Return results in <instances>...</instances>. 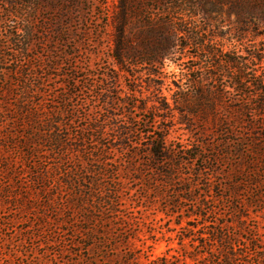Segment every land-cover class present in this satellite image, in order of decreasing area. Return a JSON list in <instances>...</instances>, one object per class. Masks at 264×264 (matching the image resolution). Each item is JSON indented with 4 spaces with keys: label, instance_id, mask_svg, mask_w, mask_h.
<instances>
[{
    "label": "trees",
    "instance_id": "trees-1",
    "mask_svg": "<svg viewBox=\"0 0 264 264\" xmlns=\"http://www.w3.org/2000/svg\"><path fill=\"white\" fill-rule=\"evenodd\" d=\"M11 2L16 10L13 13L18 15H9V17L19 19L21 16L19 10L23 6V1L11 0ZM206 3L207 0L200 1L202 9ZM119 5L118 15L112 17L106 15V19L104 18L105 28L109 26L113 28L111 58L117 69L107 81L109 86L96 93L94 102L97 104L92 113L87 115L83 113L82 108L70 113L65 108L59 109L47 103L46 79L58 71L60 60L57 58L53 59L45 69L42 66H32L27 77L19 81L20 90L8 82L4 69L0 71V75L3 76L0 88V142L5 141V146L0 145V153L10 156L2 161L8 165V168L1 167L0 163V176L13 173L17 179V188L26 191L25 194H15L11 197L17 201L30 202L33 199L38 201L39 207L31 205L30 209H26V205L22 203L19 204L21 212L35 210L40 214L41 208L55 215L51 218L46 214H40V231L50 227V232L64 239V242L69 232L72 233L73 238L78 235L76 238H80L83 244L72 240L70 242L74 246L82 247L86 254L79 255L81 264H188L187 260H191L194 264H261L260 261L263 262L264 258H259L256 252L253 255L240 254L245 245L239 237L227 231L228 225L219 226L216 231L217 236L205 234V239L197 243L192 256L181 255L182 257L160 258L156 261H150L146 257V262H143L134 237L130 234L132 228L128 227L126 222L128 218L121 215L118 219L114 216L118 219L115 220L113 215L110 216L111 213L116 212L115 206L119 204L117 199L122 197L124 185L132 180L138 184L139 191L149 196L145 198L146 203H160L165 207L170 205L176 211H173V214L183 217L186 210L183 204L189 202L193 213L190 217L195 216L197 220L204 221L208 214L198 215L197 212L203 208V205L194 194V187H199L200 178L209 177L206 178L207 189L204 197L207 202L208 199L215 201L211 189L212 177L208 174L204 175L213 169L198 167L200 164H209L212 159L204 156L205 144L199 143L190 148L169 144L168 136L172 126L170 124L174 122L176 113H180L183 117L179 120L181 125L192 126V119L188 120L185 116L187 114L201 127L207 125L217 127L222 112L223 118L228 116V112L230 115L236 114L234 119L239 121L245 114L250 113L255 116L258 109L262 117L264 109V100L261 99L255 106L256 112L253 113L248 107L251 99H246V96L235 100L238 106L228 107L220 88L214 97L211 96V92L209 96L205 95V91L198 88L201 84L200 78L191 76V73L188 76L186 74L187 80L183 82L185 76L182 74L185 69H182V61L186 58H199L188 54L194 45L198 50L203 49L213 62L212 66L206 67L209 71L213 70V73H210L213 83H220L227 78L231 81L229 86L232 89L242 91L239 89L241 84L247 82L243 58H231L230 52L223 50L222 43H217V40L223 42L228 40L227 32L215 33L218 31V27L215 26V22H218L217 17L166 15L160 20L154 15L143 18V15H129L126 0H120ZM201 20L206 23L205 26L207 25L206 29L203 27L204 30L200 25ZM133 21L143 24L135 37L131 36L132 32H130ZM199 30L207 35L206 41L202 39L206 37L201 35V32H194ZM15 36L6 35V38L13 40L20 47V53L29 52L34 36L31 28L21 36L17 35L23 37V40H18ZM217 44L221 45L220 48ZM2 49L0 41V64L4 63ZM167 62H173L178 66L182 71L179 75L184 78L179 76L178 80L172 81L170 86L174 85L177 88L171 95L172 98L163 96L164 84L161 89L156 87V90L145 98L149 99L150 95H153V102H162L160 107L155 103L148 107V100H145L147 102L142 107H137L136 99L146 95L137 91L133 85L130 86L129 92L122 93L123 95H115L113 92L118 87L120 75L136 82V69L139 67L161 71ZM201 70L202 67H193L188 71L197 74ZM229 71L235 72L236 77H228ZM74 72L79 71L74 70ZM14 74L17 75L18 72ZM148 75L153 77V80L161 76L160 73L156 71L153 73L150 70ZM262 84L257 83L253 86L260 91L263 90ZM226 88L224 86V90ZM168 89L169 92H173L170 87ZM14 90L20 94L14 93ZM191 90L195 91V96L188 94ZM178 92L180 96L177 95ZM182 101L184 108L180 107ZM102 107L105 108L104 112ZM138 108L144 114L149 110L152 112L151 117L144 121L147 128L145 131L140 129V123L137 121L139 118L135 109ZM117 109H120L121 114L115 113ZM158 111L165 112L167 116L158 115ZM74 118L88 120V123L81 129L80 135L71 136L69 131L74 125ZM165 122L167 124L162 125ZM5 130L7 133L4 132ZM116 154L126 157V160L113 162L115 164L113 167L109 157ZM214 160L218 162L217 158ZM193 166L198 168L197 181L182 173L185 168L190 169ZM29 173L33 174L31 179L33 188L25 187L21 180V177ZM254 173L258 174V171L254 170ZM234 174L239 173L234 172ZM239 184L241 186L244 182ZM249 184L255 188L260 187L258 181L249 180ZM217 185L223 192L229 193L234 190L235 184L228 183L225 187L222 183ZM171 191L172 195H169ZM184 195L188 197L184 198ZM40 196L45 198L40 200ZM229 199L233 197L229 196ZM258 199L259 197L255 198ZM169 201L173 203L169 204ZM216 212L215 209L210 211L215 215ZM192 242L195 243V239H192Z\"/></svg>",
    "mask_w": 264,
    "mask_h": 264
},
{
    "label": "rangeland",
    "instance_id": "rangeland-1",
    "mask_svg": "<svg viewBox=\"0 0 264 264\" xmlns=\"http://www.w3.org/2000/svg\"><path fill=\"white\" fill-rule=\"evenodd\" d=\"M22 1L23 6L19 10L21 16L15 19L9 17V15H18L13 13L16 11L11 5L13 2L0 0V41L4 56L0 71L4 69L9 79L8 82L20 90L19 81L27 77L32 66H42L45 69L53 59L57 58L60 60L58 71L46 79L48 89H46L45 99L47 103L59 109L65 108L70 113L78 108H82L83 113L87 115L92 113L97 104L94 102L96 93L109 86L107 81L117 69L111 58L113 28L111 26L105 28V16L112 17L119 14L120 0ZM200 1L126 0L129 15H143V18L154 15L160 20H163L166 15L217 17L218 22H215V26L218 27V31L215 33L220 31L228 33L227 41L217 40V43H222L223 50L229 51L231 58H243L244 68L247 71V82L241 84L239 89L242 91L232 89L229 86L231 81L227 78L220 83H213L210 78L213 70L209 71L206 68L212 66L213 62L203 49L198 50L195 45L190 48L188 54L199 58H186L182 61V69L186 72L182 74L185 76L183 82L187 80L186 74L188 76L191 73V76L200 78L201 84L198 88H202L205 95L209 96L211 92V96L214 97L220 88L228 107L238 106L235 100L246 96V99H251L248 107L254 113L256 112L255 106L261 99L264 100V0H207L208 3L203 9ZM197 18L200 20V16ZM109 21L111 22V18ZM204 24L206 23L201 20L200 25L203 30L207 28ZM141 25H143L142 22L133 21L130 27L131 36L135 37L134 35L139 34ZM30 28L34 36L29 52L20 53V47L13 40H8L6 35L12 34L13 37L16 35V39L23 40V37L17 35L21 36ZM209 30L214 32L213 29L209 28ZM194 32H201V35L205 33L200 30ZM204 37L206 38L202 39L206 41L207 35ZM182 44L184 45V42ZM220 46L217 47L220 48ZM193 67H202L203 70L197 74L189 72L188 70ZM74 70L79 72H74ZM149 70L153 73L155 71L160 73V78L153 80V77L148 75ZM17 72L18 74L15 75L14 73ZM136 72V82L120 75L118 87L113 92L115 95H123L122 93L129 92L131 85L135 86L137 91L146 95L136 99L139 108L147 102L145 100H148V107H151L153 103L160 107L162 102H153V95H150L149 99L145 98L156 90V87L161 89L162 84H164L163 96L172 98L171 95L177 90L174 85L170 86L172 81L178 80L179 76L184 78L179 75L182 72L181 69L173 62H167L161 71L139 67ZM234 73L229 71L228 77H236ZM2 79L3 76L0 75V88ZM257 83H263L261 92L253 86ZM224 86L227 87L225 90ZM169 87L173 92H169ZM14 93L20 94L15 90ZM188 94L196 95L193 90ZM177 95L180 96V93L178 92ZM183 102H181V108H184ZM139 108L135 109L136 116L140 119L137 121L140 123V129L145 131L147 128L144 121L151 117L152 112L149 110L144 114ZM104 110L105 108L103 112ZM259 111L258 109L255 116L250 113L245 114L240 117L242 120L239 121L234 119L236 114L230 115L228 112V118H223L222 112L220 124L217 127L211 125L201 127L193 117L187 114H185L186 118L188 120L190 118V121L192 119V126L181 125L179 120L183 117L180 113H176L174 122L170 124L172 126L168 142L183 148H190L199 143L205 144L204 156L212 161L207 165L200 164L198 167L213 169L204 175L208 174L212 177L211 189L215 201L208 199L209 202H207L204 197L207 189L206 178L209 177L200 178V185L194 187V194L203 208L197 213L198 215L205 213L208 216L204 221L197 220L195 216L191 218L192 205L186 202L183 204L186 207L183 217H178L177 214H173V211H176L170 205L165 207L160 203H146L149 196L139 191L138 184L132 180L127 181L122 197L117 199L119 204L115 206L116 212L111 213L110 216L113 215L115 220H118L121 215L128 218L126 222L128 227L132 228L130 234L134 237L143 262H146V257L150 261H156L160 258L182 257L181 255L192 256L197 243L205 239L204 235L217 236L218 227L223 225H228L227 231L239 237L245 245L240 254L253 255L256 252L259 258H264V109L262 117ZM115 113L121 114L120 109L115 110ZM158 115L167 116L163 111H158ZM74 120V125L69 131L71 136L80 135L81 129L88 123V120L83 121L80 118H74ZM165 124L167 122L162 123V125ZM0 145L5 146V141H1ZM7 156L9 155L6 153H0V163L3 168H8V165L2 162ZM109 158L112 166H115L113 164L115 161L126 160V157H121L120 154ZM216 158L218 162H215ZM252 162L255 164H251ZM185 169L182 173L186 177H192L195 181L199 179L196 175L197 167ZM254 170L258 171V174L254 173ZM234 172L239 174H234ZM32 176L33 174L29 173L21 177L25 187L33 188ZM249 180L258 181L260 187L255 188L250 185ZM19 182L18 180V184ZM241 182L244 184L240 186ZM220 183L224 187L228 183L235 184L234 190L229 193L228 191L223 192L217 185ZM16 184L17 179L13 173L0 176V264H81L79 255L80 253L82 256L86 254L82 247L74 246L70 241L81 244L83 241L76 238L78 235L73 238L72 233L69 232L64 242V239L50 232V227H45L40 231V214H46L51 218L55 215L41 208L40 214L35 210L21 212L19 204L22 203L26 205V209H30L31 205L39 207V203L36 199L29 202V200L17 201L11 197V195L26 193L18 189ZM169 195H172V191ZM229 196L233 199H229ZM185 197L188 196L184 195ZM256 197L259 199L255 200ZM39 198L42 200L45 196ZM172 201H169V204H172ZM213 209L217 211L216 215L210 213ZM192 239L196 242H192ZM187 262L194 264L191 260ZM260 263L264 264V261Z\"/></svg>",
    "mask_w": 264,
    "mask_h": 264
}]
</instances>
